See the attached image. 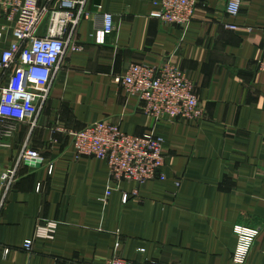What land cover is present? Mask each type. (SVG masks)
Segmentation results:
<instances>
[{
  "label": "crops",
  "instance_id": "crops-1",
  "mask_svg": "<svg viewBox=\"0 0 264 264\" xmlns=\"http://www.w3.org/2000/svg\"><path fill=\"white\" fill-rule=\"evenodd\" d=\"M61 1L40 0L52 10ZM159 1L88 0L93 17L113 15L114 32L97 45L89 35L99 19L82 21L37 122H0V264H102L115 256L137 264H238L236 227L260 231L244 264H264V0H243L236 17L227 13L229 0H199L185 32L155 16ZM47 30L48 23L41 35ZM0 34L1 60L14 41L5 19ZM166 62L193 83L202 121L156 122L121 84L132 64ZM7 83L0 72V87ZM105 119L129 135L162 137L166 180L118 184L106 161L77 157L71 137L54 133ZM25 146L44 158L40 169L19 162ZM8 170L15 175L3 188ZM47 221L58 223L54 239L35 238Z\"/></svg>",
  "mask_w": 264,
  "mask_h": 264
},
{
  "label": "built area",
  "instance_id": "built-area-1",
  "mask_svg": "<svg viewBox=\"0 0 264 264\" xmlns=\"http://www.w3.org/2000/svg\"><path fill=\"white\" fill-rule=\"evenodd\" d=\"M88 0H62L58 9L52 10L40 0H0V19L10 24L14 41L5 50L0 60L2 78L8 77L7 86L2 88L0 122L2 124L29 123L34 125L49 99L51 86L61 69L68 47L71 46L75 29L87 19H99V25L89 35L97 45H104L114 32L115 21L110 13L99 11L94 17L87 11ZM243 0H229L227 13L236 17ZM199 0H160L156 6L160 11L155 15L165 25L177 26L184 32L196 17ZM48 23V30L41 35L42 27ZM228 29L239 27L228 25ZM2 35L0 34V41ZM82 50L80 46H73ZM258 70L264 76V50L258 62ZM127 94L144 105V113L156 122H198L205 118V111L194 92V85L185 72L177 65L166 62L158 67L132 64L121 78ZM11 134V127L4 132ZM54 133L71 137L77 157H92L107 162L111 177L116 183H136L139 186L149 181L166 180L164 139L154 134L129 135L111 119L90 124L80 131H68L56 127ZM3 146V145H0ZM41 161L42 155L25 146L19 162ZM49 174L52 163L47 164ZM15 175L8 170L1 177L2 187ZM180 186V184H178ZM39 190L41 186L38 187ZM0 189V209L2 206ZM107 192V197L111 195ZM137 195V192H135ZM129 195L123 201L128 203ZM58 223L47 221L39 225L35 238L53 240ZM238 246L235 261L244 264L260 231L236 227ZM27 252L33 243L24 245ZM10 250L5 249V255ZM102 264H137L115 256Z\"/></svg>",
  "mask_w": 264,
  "mask_h": 264
},
{
  "label": "water",
  "instance_id": "water-1",
  "mask_svg": "<svg viewBox=\"0 0 264 264\" xmlns=\"http://www.w3.org/2000/svg\"><path fill=\"white\" fill-rule=\"evenodd\" d=\"M27 166H30L32 168L40 169L42 167V162L41 161H32V162H27Z\"/></svg>",
  "mask_w": 264,
  "mask_h": 264
}]
</instances>
